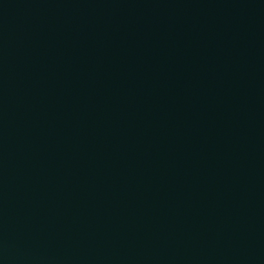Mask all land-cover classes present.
Wrapping results in <instances>:
<instances>
[{"label":"water","instance_id":"1","mask_svg":"<svg viewBox=\"0 0 264 264\" xmlns=\"http://www.w3.org/2000/svg\"><path fill=\"white\" fill-rule=\"evenodd\" d=\"M264 41V0H0V71L177 40Z\"/></svg>","mask_w":264,"mask_h":264}]
</instances>
